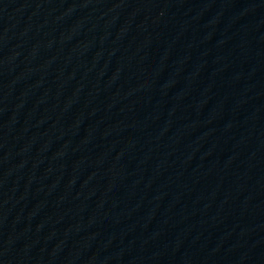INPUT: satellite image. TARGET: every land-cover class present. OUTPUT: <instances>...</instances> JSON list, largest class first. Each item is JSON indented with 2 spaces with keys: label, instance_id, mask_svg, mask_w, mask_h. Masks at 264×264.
Here are the masks:
<instances>
[{
  "label": "water",
  "instance_id": "95a60500",
  "mask_svg": "<svg viewBox=\"0 0 264 264\" xmlns=\"http://www.w3.org/2000/svg\"><path fill=\"white\" fill-rule=\"evenodd\" d=\"M0 264H264V0H0Z\"/></svg>",
  "mask_w": 264,
  "mask_h": 264
}]
</instances>
